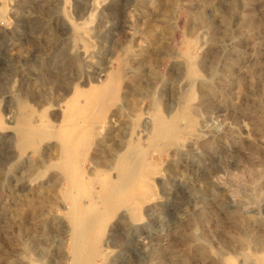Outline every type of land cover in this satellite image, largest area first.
Returning a JSON list of instances; mask_svg holds the SVG:
<instances>
[{"label": "rangeland", "instance_id": "rangeland-1", "mask_svg": "<svg viewBox=\"0 0 264 264\" xmlns=\"http://www.w3.org/2000/svg\"><path fill=\"white\" fill-rule=\"evenodd\" d=\"M0 123V264H264V0H0Z\"/></svg>", "mask_w": 264, "mask_h": 264}, {"label": "bare ground", "instance_id": "bare-ground-1", "mask_svg": "<svg viewBox=\"0 0 264 264\" xmlns=\"http://www.w3.org/2000/svg\"><path fill=\"white\" fill-rule=\"evenodd\" d=\"M100 3H101V0H95V5L98 7L99 5H100ZM86 24V23H85ZM196 43V42H195ZM193 44V43H192ZM79 90V89H78ZM78 92V91H77ZM105 108V107H104ZM87 111V110H86ZM64 115H65V112H64ZM70 119H71V117L70 118H68L67 120L68 121H70ZM64 121V120H63ZM65 123V122H64ZM1 124V123H0ZM76 124V123H75ZM75 124H71V125H69V127H71L72 128V130H76L77 129V126L75 125ZM69 127H68V125L66 126V128L63 130V131H61V137L62 138H64L65 140L66 139H68V137L69 138H71V137H74V140L75 139H77V138H80V139H78V140H76V144H78L79 145V143H82L83 142V138H84V135H85V130H82V131H80L79 132V130H78V132L76 131V133H74V131H73V133L72 132H70L68 129H69ZM0 128H3L2 127V125H0ZM165 130V129H164ZM174 130V129H173ZM178 130V129H177ZM160 132H161V130H160ZM179 132H180V130H179ZM162 133V132H161ZM171 132H169V134H170ZM162 134H165L164 132L162 133ZM168 134V135H169ZM172 134V133H171ZM168 135H166V136H168ZM182 135V134H181ZM60 136V135H59ZM171 136V135H170ZM173 136H175V137H180V134H174ZM76 137V138H75ZM81 138H82V140H81ZM132 138V137H131ZM128 139H130V138H128ZM74 142V141H73ZM79 142V143H78ZM75 143V142H74ZM73 144V143H72ZM76 144H74V146L73 147H71L70 149H66V153H65V155H66V159H65V167H66V176H68V178H69V182H70V184H74V185H78V186H80L82 189L85 187L84 185H83V182H84V177H83V175H82V172H80L78 169H77V163H76V157H75V145ZM127 144V143H126ZM77 145V146H78ZM122 145V144H121ZM128 146V145H127ZM132 146V145H131ZM150 146V145H149ZM87 148V147H86ZM126 148H128V147H126ZM130 148V147H129ZM85 149V148H84ZM122 149V148H121ZM65 150V149H64ZM86 150V149H85ZM145 152V151H144ZM120 155V154H119ZM78 156H80V155H78ZM143 156V155H142ZM141 157V156H140ZM79 158V157H78ZM78 158H77V161H78ZM127 158H128V156H127ZM143 158V157H142ZM141 160H143V159H141ZM79 162H81L80 160H79ZM83 163V162H82ZM81 163V164H82ZM142 163H140V165H141ZM140 165H137V166H139V167H141ZM79 166V165H78ZM80 167V166H79ZM145 167V166H144ZM82 168V167H81ZM143 168V167H142ZM142 168H136V167H132L131 169H130V171H127V170H122V171H120V173H116L117 175H115V178L114 179H111V180H108L109 179V176L107 175V174H105L103 177L105 178V179H107L108 180V183L109 184H111V186L109 187V189H108V187L106 188V189H108V191L106 192L107 193V196H106V198L109 200V202H110V204L111 203H114V200H116V198H115V193H116V190H118V188L120 187V185L122 184V183H120L119 184V182L118 181H120L121 179H123V181H124V187L125 186H127L128 184H130L131 183V181H135L136 179H138V178H140V176L141 175H143L144 173H145V170H142ZM146 169V168H145ZM83 172H85V171H83ZM148 172V171H147ZM108 173V172H107ZM110 173V172H109ZM143 173V174H142ZM124 178H128V180H131V181H129V183L127 182L126 184L127 185H125V179ZM122 181V182H123ZM68 182V183H69ZM118 182V184H116L115 185V183H117ZM134 184V183H133ZM132 184V185H133ZM146 187H145V190L147 191H151V192H153L154 191V185L153 184H151V182H146ZM67 185V184H66ZM123 185V184H122ZM131 185V186H132ZM130 186V185H129ZM143 186V185H142ZM123 187V186H122ZM123 187V188H124ZM128 187V186H127ZM121 188V187H120ZM144 188V187H143ZM125 189H127L126 187H125ZM125 189H122L123 191L125 190ZM156 194V193H155ZM152 197V196H151ZM154 197V196H153ZM125 198V197H124ZM142 197H140V196H135L134 198H133V200H132V202L133 203H135V204H138V202H141L142 201ZM122 202V201H121ZM115 203H118V202H115ZM121 204V203H120ZM142 204V203H141ZM131 208V207H130ZM133 208V207H132ZM134 209H136V207H134ZM134 209H132L133 211H134ZM74 211V210H73ZM79 214V213H78ZM81 227V226H80ZM95 233V232H94ZM77 240V239H76ZM76 240H74V241H76ZM89 240V235H87V236H84L83 238H79L78 239V241L76 242L77 244H78V246L79 245H85V243H87V241ZM79 248H81V247H79ZM79 248H77V250L79 249ZM84 248V247H83ZM87 250V249H86ZM88 257V256H87ZM90 260V259H89Z\"/></svg>", "mask_w": 264, "mask_h": 264}]
</instances>
